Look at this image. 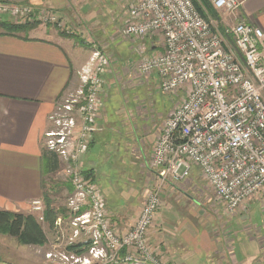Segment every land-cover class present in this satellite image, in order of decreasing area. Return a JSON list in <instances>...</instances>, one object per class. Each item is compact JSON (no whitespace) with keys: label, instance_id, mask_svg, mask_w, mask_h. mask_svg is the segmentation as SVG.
<instances>
[{"label":"built area","instance_id":"1","mask_svg":"<svg viewBox=\"0 0 264 264\" xmlns=\"http://www.w3.org/2000/svg\"><path fill=\"white\" fill-rule=\"evenodd\" d=\"M208 2L227 14L239 7L236 0ZM3 17L64 26L50 12L14 0H0V20ZM118 34L126 41L148 37L159 44L161 50L141 57L133 70L144 77L155 74L159 90L179 99L150 154L158 184L146 189L132 227L119 232L100 188L82 170L103 106L102 76L111 63L95 48L79 88L57 104L49 118L53 127L43 134L45 149L66 164L61 172L72 187L67 198L70 234L63 232L60 216L53 223L66 251L46 253L49 263L167 264L160 248L148 242L149 230L161 207L163 187L186 180L192 165L228 215L264 192L263 30L243 21L223 32L213 30L192 0H133ZM136 52L142 55L144 50ZM29 208L44 224L43 202L33 200ZM78 244L82 253L67 250Z\"/></svg>","mask_w":264,"mask_h":264},{"label":"crops","instance_id":"2","mask_svg":"<svg viewBox=\"0 0 264 264\" xmlns=\"http://www.w3.org/2000/svg\"><path fill=\"white\" fill-rule=\"evenodd\" d=\"M14 1L36 10H46L59 20L61 18L62 23L72 20L71 26L75 29L98 12L97 19L107 20L108 15L119 10L122 12L121 27L133 0H99L109 6L107 13H102L99 7L94 10L98 4L92 6L90 3L85 5L89 10L83 15L86 7L81 6V12L78 7L85 0ZM236 1L239 7L232 14L219 12L221 23L231 27L243 21L264 32V0ZM75 6L77 11L73 10ZM9 19L3 17L1 21ZM82 23L78 27L81 30L77 28L78 33L72 31L85 42L82 47L87 53L72 37L67 38L49 25H36L15 35L0 34V210L36 217L30 211V202H43L45 192L50 191L44 185L48 175L42 174V154L46 150L43 134L53 127L49 118L57 104L79 88L82 70L87 66L92 50L100 48L96 47L94 39L83 35ZM102 47V51L108 49L103 52L111 63L108 72L102 76L103 106L96 120L97 130L81 166L94 182L98 157H113L114 161L130 166L129 172L120 176L123 183L113 185L109 182L104 193L101 191L118 231L125 232L136 220L146 189L158 184L156 171L149 166L150 154L168 111L179 99L169 95L172 98L168 97V105L160 113H155L151 104L148 109L141 100L150 90L160 91L155 74L144 77L133 70L141 57L161 50L156 41L148 37L137 41L122 39L115 45ZM138 48L144 50L142 55L137 54ZM110 135L117 141L113 143V151L108 150ZM105 150L109 152L104 153ZM58 161L69 196L72 187L61 172L66 164L59 158ZM192 167L195 168L192 170ZM134 168L139 170L138 176L134 175ZM160 196L161 207L149 230L148 242L152 247L160 248L167 264H264V192L252 199L245 209L228 215L202 179L199 168L191 166L186 180L167 182ZM50 206L63 220L65 232L69 229L67 211L60 208L59 215L58 207L53 203ZM43 225L50 232H57L46 221ZM13 239L15 245L19 244ZM32 247L40 253L47 251L46 244ZM9 255L19 260L17 264L34 261L46 264L42 254L36 260L21 246L10 247ZM0 264L16 263L0 261Z\"/></svg>","mask_w":264,"mask_h":264},{"label":"rangeland","instance_id":"3","mask_svg":"<svg viewBox=\"0 0 264 264\" xmlns=\"http://www.w3.org/2000/svg\"><path fill=\"white\" fill-rule=\"evenodd\" d=\"M81 5L78 7L79 8V11L78 12H81V6L83 7H86L85 5H89L91 3V5L93 6L94 3H97L98 5H96L94 8L97 9V7H99L104 13H107L106 9H108V5L107 4H104L103 2L99 3V0H85V1H81ZM128 4V2L126 3V5ZM34 11H38L36 9L33 8ZM73 10L74 11H77L76 10V6L73 7ZM84 13L86 11L89 10V6H87L86 8L83 9ZM101 10H98V11H101ZM100 12L97 13V16L99 15ZM102 13L100 15H102ZM221 13V12H220ZM96 15L93 17V18H87V22H84L82 23L83 25L81 26L82 29H83V35H85L86 37H90L92 39H94V44H96V47H102V45H105V47H108L110 45H115V42L119 40H122V38L119 36V23L121 22V18H122V12L119 10V11H114V14L112 16L108 15L107 16V20H99L97 19ZM219 17H220V20L219 21H215V20H210V25L212 27L213 30H218V31H221L223 32L226 28H228L227 26L223 25V23H221V15L219 14ZM60 21H62V19L60 18ZM73 21H77V20H74ZM5 22H10L14 25H22V24H25V23H30L31 25L33 26H36V25H49L50 27L52 28H55L57 31H59L61 34L65 35V36H68L67 38L69 39H72L69 37V35L71 34H74V32L72 31L74 28L71 26V23L72 20H68V21H64V26L63 27H59L57 26L56 24H43V23H40L38 21H29V20H24V19H12L10 18L8 21H5ZM79 22H76V24H78ZM78 25V27H80V24ZM77 26L75 27V32L78 33V28ZM220 29H219V28ZM78 28V29H77ZM222 29V30H221ZM81 30V29H79ZM116 31L118 32L116 34ZM112 35V36H111ZM115 35V36H114ZM117 36V37H116ZM119 38V40H118ZM228 38V37H227ZM112 41V42H109V41ZM228 45L231 47V42L230 40L228 39ZM83 52H88L85 47H80V45L78 46ZM102 50V49H101ZM108 49H103V51H107ZM93 51V50H92ZM141 91L144 92L143 89H141ZM139 93V92H137ZM148 95H145V98L141 99V100H144L145 103H146V106L148 109H151L150 108V104L154 107V112H162L165 107L168 105V97H170L168 94H165L161 91H157V90H150L149 93L147 92ZM150 95V96H149ZM172 98V97H170ZM178 100V98H177ZM176 100V101H177ZM108 143H109V146H108V150L109 151H113V143H116V139L113 138L112 135L109 136V139H108ZM102 148L106 147L105 145H101ZM106 151V152H109V151ZM194 166V165H192ZM193 168L195 167H192V170ZM96 178H95V182L97 183L98 186H100V189L101 191H103L104 193V190L106 188V185L109 183V182H112L111 184L115 185V184H118L120 185L119 183H123L121 181V174H127L129 172V169H130V166L127 165L125 166L124 164L120 163L119 161H114L113 157L112 158H106V157H103V158H97V161H96ZM133 173L135 176H138L139 175V170L137 168H134L133 169ZM64 179V181H63ZM140 179V178H138ZM119 182V183H118ZM178 183V182H177ZM46 184V187L48 190H50L49 192L46 191L45 195L48 194L51 202L54 204L55 207H58L59 209V215H60V208L61 210L63 211H67V206L66 205V200H67V197H68V191L66 192V190H68V187L66 185V180H65V177L60 175V170L59 172L57 173H54V174H50L49 176H47V180L45 181L44 180V185ZM46 189V190H47ZM179 190L181 188H178ZM43 203H44V198H43ZM45 205V204H44ZM45 234L47 235V242H46V252H42L40 253L37 249L34 250V248L32 246H22L21 244H17L15 245L14 243V239L13 237H3V236H0V261H6L8 263H20L19 260L17 259H14L11 255H9V251H10V247L12 246H21V248H23V250H25V252L32 258L38 260L39 259V255L41 256V254L43 255V258L44 260L46 261V264H47V259L45 258V255L46 253H60V251H66V244L65 243H61L60 242V232H54V230L52 232H50V229L47 228L46 225H41ZM68 228V227H67ZM65 234H69V229H66V231L64 232ZM66 234V235H67ZM7 238V239H6ZM6 241V242H5ZM9 249V250H8ZM68 250V249H67ZM44 251V250H43ZM31 264H41V263H38V261H34V262H31ZM48 264H53V263H48Z\"/></svg>","mask_w":264,"mask_h":264},{"label":"trees","instance_id":"4","mask_svg":"<svg viewBox=\"0 0 264 264\" xmlns=\"http://www.w3.org/2000/svg\"><path fill=\"white\" fill-rule=\"evenodd\" d=\"M192 3L200 16L209 24L210 20L219 21V12L216 11L207 0H192ZM33 27L30 23L22 25H14L10 22H2L0 20V34L15 35L16 33L29 30ZM219 28V27H218ZM220 29V28H219ZM222 30V29H221ZM75 42L81 46L85 42L78 36L71 34ZM231 42V39L228 38ZM59 161L57 155L46 150L42 154V174L50 175L59 170ZM71 191V188H69ZM44 218L46 223L53 226L57 218V211L51 208V200L47 195H44ZM0 234L15 238L19 244L24 246H44L47 242L42 226L36 221L31 214L17 213L11 211L0 210ZM82 244L69 246L67 249L76 254L82 253Z\"/></svg>","mask_w":264,"mask_h":264}]
</instances>
